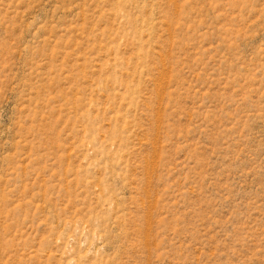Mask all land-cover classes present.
Returning a JSON list of instances; mask_svg holds the SVG:
<instances>
[{"label": "rangeland", "instance_id": "obj_1", "mask_svg": "<svg viewBox=\"0 0 264 264\" xmlns=\"http://www.w3.org/2000/svg\"><path fill=\"white\" fill-rule=\"evenodd\" d=\"M0 264H264V0H0Z\"/></svg>", "mask_w": 264, "mask_h": 264}]
</instances>
